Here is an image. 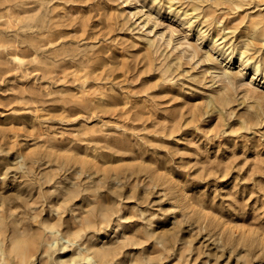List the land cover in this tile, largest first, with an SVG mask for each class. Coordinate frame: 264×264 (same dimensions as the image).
I'll return each instance as SVG.
<instances>
[{
	"label": "rangeland",
	"instance_id": "1",
	"mask_svg": "<svg viewBox=\"0 0 264 264\" xmlns=\"http://www.w3.org/2000/svg\"><path fill=\"white\" fill-rule=\"evenodd\" d=\"M1 243L264 264V0H0Z\"/></svg>",
	"mask_w": 264,
	"mask_h": 264
},
{
	"label": "bare ground",
	"instance_id": "2",
	"mask_svg": "<svg viewBox=\"0 0 264 264\" xmlns=\"http://www.w3.org/2000/svg\"><path fill=\"white\" fill-rule=\"evenodd\" d=\"M3 246H4V244L1 243V246H0V251H1V252L3 251ZM26 254H28V253H26ZM87 260H88V261H91V260H93V258L90 257V256H88V257H87Z\"/></svg>",
	"mask_w": 264,
	"mask_h": 264
}]
</instances>
